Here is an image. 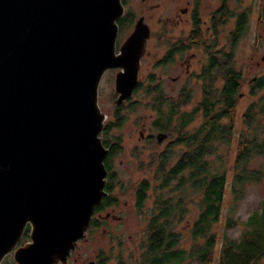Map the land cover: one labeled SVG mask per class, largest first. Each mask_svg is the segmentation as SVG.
<instances>
[{"label":"water","instance_id":"obj_1","mask_svg":"<svg viewBox=\"0 0 264 264\" xmlns=\"http://www.w3.org/2000/svg\"><path fill=\"white\" fill-rule=\"evenodd\" d=\"M122 16L121 0H0V264L65 263L107 195L99 85L118 70L115 103L130 98L150 34L140 19L117 48Z\"/></svg>","mask_w":264,"mask_h":264},{"label":"rangeland","instance_id":"obj_2","mask_svg":"<svg viewBox=\"0 0 264 264\" xmlns=\"http://www.w3.org/2000/svg\"><path fill=\"white\" fill-rule=\"evenodd\" d=\"M186 1L188 0H126L125 2L126 10L132 20L142 19L150 34L146 39L144 55L140 59L139 82L142 83L140 89L117 105L115 103L118 97L115 91V75L118 70L106 71L99 85L98 104L101 112L105 115L104 128L108 123H116V115L122 116L123 121L108 132L109 142L118 143L120 148L112 156L111 166L108 170L113 174L111 195L114 198V203L101 213L99 226L89 232L86 231L88 234L85 232L86 239L80 243L79 252L86 262L94 260L96 256L100 255L105 257L106 264H142V253L147 239V220L151 213L156 212L154 202L160 192L165 199L171 198L174 201L181 197L183 200L185 211L175 227L176 232L180 235L178 247L190 250L193 246L203 242L200 238L194 239L191 232L193 222L200 212V197L190 191L174 192L175 187L171 189L170 186H166L161 190L159 188L161 179L164 178L157 173L160 159L165 158L169 164H173L185 149L177 145L174 131L165 132L155 128L154 122L157 116L150 98L144 93L145 87L149 86V77H152L159 83V87L169 99L174 100L181 93L183 87L185 90L182 93H190L189 102L181 108L182 111H189L201 99L204 75H206L201 69L207 59L203 50L194 52L195 57L191 60L192 66L188 75L185 73V66L181 67L178 60L170 65H163L160 61L166 49L164 20L177 12L180 7H184ZM209 1L203 0L205 9H209V5H212ZM214 5L215 0L212 7ZM229 6L232 7L235 16L242 12L247 15L244 33L235 39L234 43L233 66L240 72L242 80L235 100L233 118L230 121L233 126L230 141L229 143L218 141L216 143L218 151L211 157L212 168L224 171L227 183L219 222L211 226V232H214L217 237V245L210 262L202 264L219 263V248L222 238L225 237L235 242L241 241L243 236L251 238L254 235L255 226L250 225L249 219L253 213L257 214V223L260 226L264 225V215L262 214L264 156L256 155L246 165L248 171L255 168L262 171L259 181H243L242 186L239 184L236 186V193L231 187L232 177L237 172L236 151L239 135L242 132L249 134L242 122L243 114L264 93L263 86L255 95L250 94L251 87L257 81L251 82L254 78H263L264 81V63L262 62L264 56V0H232ZM233 21L235 22V18L231 20V23L228 22L226 26L218 29L217 43L226 42V33L232 28ZM182 26L187 27L186 25ZM180 27L174 28L169 33L179 34ZM133 30L132 23L129 26H123L117 37V48ZM183 62L185 63V61ZM200 71L201 75H199ZM250 82L253 84L250 85ZM213 83L214 88L221 87V82L216 81L215 83V78ZM201 119V114H197L187 129L197 128ZM261 122L264 124L263 120ZM160 133L166 136L161 142H158L156 136ZM100 137L103 143L105 135L101 133ZM108 180L106 178V184ZM142 181L148 182L150 188L147 200L139 211L135 206V189ZM242 188L243 190H241ZM28 235L29 232L26 236L23 235L19 245L29 241ZM198 263L193 260L184 264ZM1 264H16L12 253L7 255ZM254 264H264V255Z\"/></svg>","mask_w":264,"mask_h":264},{"label":"trees","instance_id":"obj_3","mask_svg":"<svg viewBox=\"0 0 264 264\" xmlns=\"http://www.w3.org/2000/svg\"><path fill=\"white\" fill-rule=\"evenodd\" d=\"M239 26L241 33L245 30L244 21L243 25L240 23ZM204 74L206 75H204L201 99L189 111L181 110L189 102V92L180 93L174 100L169 99L164 95L159 83L151 77L148 80L149 86L144 89L157 116L154 122L155 128L165 132L174 131L177 145L185 149L173 164H169L165 158L160 159L157 173L164 178L161 179L159 188L161 190L166 186H170L171 189L175 187L174 192L190 191L200 197V212L193 222L191 232L194 239L200 238L203 242L190 250L178 247L180 235L175 227L185 211L183 200L181 197L174 201L171 198L165 199L160 192L154 202L156 212L151 213L147 220V239L142 253V264H184L193 260L199 262L198 264L208 263L217 245V237L214 232H211V226L218 223L221 216L227 176L224 171L212 168L211 157L218 151L216 143L218 141L229 143L232 136L233 126L230 121L233 118L235 100L242 79L240 72L233 66L231 76L224 73L223 85L216 89L212 70L209 68ZM141 86L142 83L139 82L134 93ZM263 86V78L257 79L251 87L250 94L255 95ZM257 100L245 110L242 118L243 125L249 134L242 132L237 141V172L232 177L231 185L235 193L236 186L238 184L242 186L243 181H259L262 177V171L259 168L250 169L251 171L246 168L247 163L254 156H264V124L261 122V120L264 121V93ZM197 114H201L202 117L200 125L193 130L187 129ZM115 120V124L108 123L102 131V135H105L103 145L108 148L104 159L107 170L110 169L112 156L120 149L118 143L113 141L110 143L108 140V132L114 126H119L123 117L116 115ZM108 179L105 187L107 195L95 207L96 212L114 203L111 195L113 174L110 172ZM174 182H176L175 185H172ZM149 188L148 182L142 181L135 189V206L139 211L147 200ZM253 214L249 222L250 225L255 226L254 235L251 238L243 236L239 242L222 238L218 264H254L264 255V225L260 226L256 221L257 214ZM262 214L264 215V206ZM28 232L29 226L26 227L24 235L26 236Z\"/></svg>","mask_w":264,"mask_h":264},{"label":"flooded vegetation","instance_id":"obj_4","mask_svg":"<svg viewBox=\"0 0 264 264\" xmlns=\"http://www.w3.org/2000/svg\"><path fill=\"white\" fill-rule=\"evenodd\" d=\"M231 1L232 0H215V5L212 7L214 0H210L209 3L212 5H209V9H205L203 0H188L184 7H180V9L177 10L178 13L175 12L172 16L166 17L163 23L165 35L164 45L166 49L163 56L160 58L161 64L170 65L178 60L181 67L185 66V73L188 75L191 70L190 67L192 66L191 60L195 57L194 52L203 50L207 56L206 63L201 69L203 70V74L210 68L215 76V83L216 81H220L222 86L224 82L222 79L223 74L228 73V75L231 76V73H233L235 39L244 33V30L240 33L239 24L241 23V25H243L244 21V25L246 26L247 22V15L245 12L236 14L235 16L232 7L230 8L229 6ZM125 2L126 0H121L123 5V16L117 21L118 34L123 26H129L131 23L135 25L134 23H136V21H133L135 19L132 20L129 16V12L125 7ZM233 18H235V22L233 21L232 28L226 33V42L223 44L217 43L218 29L226 26L228 22L231 23ZM182 25H186L187 27ZM179 26H181L179 28V34H173V32H171L172 34L169 33V31ZM183 61H185V63ZM262 62L264 63V56L262 57ZM224 68L226 69L224 70ZM199 75H201V71ZM256 80L257 79L254 78L251 82L254 83ZM251 82L250 85L253 84ZM247 85L249 86V84ZM184 90L185 88L183 87L181 93ZM108 177L109 172L107 170V180ZM106 209L107 208L104 210ZM104 210L96 212V209H94L87 232L99 226L102 217L101 213ZM94 220H96L95 223ZM85 239L86 237L77 242L75 248L70 251L65 263L58 264H106L104 256L98 255L94 260L89 262H86V260L80 256V243Z\"/></svg>","mask_w":264,"mask_h":264}]
</instances>
